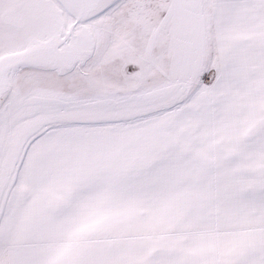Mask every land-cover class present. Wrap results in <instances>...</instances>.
<instances>
[{
    "label": "snow or ice",
    "instance_id": "obj_1",
    "mask_svg": "<svg viewBox=\"0 0 264 264\" xmlns=\"http://www.w3.org/2000/svg\"><path fill=\"white\" fill-rule=\"evenodd\" d=\"M0 264H264V0H0Z\"/></svg>",
    "mask_w": 264,
    "mask_h": 264
}]
</instances>
